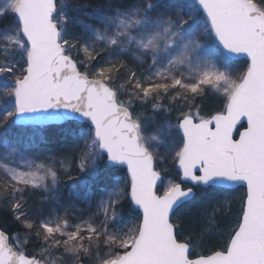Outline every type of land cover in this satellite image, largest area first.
<instances>
[{"label":"snow or ice","instance_id":"obj_1","mask_svg":"<svg viewBox=\"0 0 264 264\" xmlns=\"http://www.w3.org/2000/svg\"><path fill=\"white\" fill-rule=\"evenodd\" d=\"M9 17L0 23V78L12 77L0 88L8 98L0 125L79 120L71 149L78 171L96 177L106 156V167L126 165L127 173L123 187L118 179L95 191L65 173V199L56 168L67 169L63 160L0 136V201L24 230L15 244L0 231V264H264V0H101L89 8L0 0V21ZM69 24L79 37L68 38ZM233 55L246 58L239 75L227 63ZM209 93L222 107L201 115L196 100ZM149 102L155 114L178 112L177 122L157 123L133 107ZM168 158L178 179L161 193L165 169L157 165ZM226 184L246 189L235 226L197 253V241L218 231L216 215L232 211ZM194 188L211 191L212 214L196 239L181 238L171 217L196 198ZM125 196L142 212L126 230L113 227ZM33 238L38 252L30 255Z\"/></svg>","mask_w":264,"mask_h":264},{"label":"trees","instance_id":"obj_2","mask_svg":"<svg viewBox=\"0 0 264 264\" xmlns=\"http://www.w3.org/2000/svg\"><path fill=\"white\" fill-rule=\"evenodd\" d=\"M71 3L79 4V5H86V4H98L101 3V0H71ZM8 21V20H7ZM1 23H4L3 21ZM228 61V60H227ZM126 63L131 66L132 64L125 60ZM231 62V61H228ZM244 63L243 71L246 68V63L244 61H240ZM123 83V81H120ZM121 96V94H120ZM121 99L122 96H121ZM163 101V103H165ZM221 102H209L208 104L212 105H205L206 107L201 108L202 115H209L214 114L218 110L213 109H219ZM151 108V113L154 114L156 117H158L161 121L164 119L170 120H176L177 121V115H175L174 112L169 113H163L160 112L159 114H155L154 111ZM79 123H76L74 121H68L62 125H51L44 127L43 131V139L45 142H48L51 147H57L59 146L61 140H64L65 142L69 139L66 137L67 131L69 133H74L77 130V125ZM106 160L103 157L101 160L97 162V176L96 177H89L87 175V178L85 179L86 183H88L93 191H95L97 188L103 190L104 185L106 183H109V190L111 186H114L116 180H121L123 183L122 186H124V180L126 179V172L122 168H115V167H106ZM158 192H161L160 189H158ZM196 192L198 195L194 200H191L189 203L185 205V207H189L187 211L184 212H178L172 217V222L179 225L177 228L178 233H182L183 235L181 238L187 237L189 235H192L194 239H196L201 229L206 224V217L208 215L212 214V209L214 202L208 203L210 196L212 195L211 191H204L203 189H196ZM243 189H235V190H229L226 195L231 196L232 204L231 208L232 211L227 214H217L216 215V224L218 225V231L212 233L210 236L206 235L202 239V244L200 241H197V246L195 248L196 252L198 253H205L210 252L213 250L218 243H222L225 236L221 235V233H226L229 231L232 227L235 226V221L237 219V212L236 210L240 207V197L243 194ZM4 206V204H3ZM118 210L120 212V223H128L131 220H134L135 223L138 222L139 214L137 211H135L128 199V196H125L124 199L121 200L120 205L118 206ZM178 214V215H177ZM0 228L3 232H5L9 236V242L13 243V238L20 232V224L15 220L13 214L7 210V208L0 206ZM36 247H31L30 244L25 246V251L32 255L36 254L37 251H34ZM36 252V253H35Z\"/></svg>","mask_w":264,"mask_h":264},{"label":"rangeland","instance_id":"obj_3","mask_svg":"<svg viewBox=\"0 0 264 264\" xmlns=\"http://www.w3.org/2000/svg\"><path fill=\"white\" fill-rule=\"evenodd\" d=\"M95 5L96 4H94V5H92V4H89V5L86 4L85 5L84 4L83 6H85V8H89V7L95 6ZM71 15L76 16L77 13H72ZM8 19L9 18H6L3 22L7 23ZM80 19H84L86 23H94V21L87 20L82 15L80 16ZM1 22L2 21H0V23ZM80 35H81V29L78 26L74 25V24H69V26H68V38L71 39V38H74V37H79ZM201 42L203 44H205L206 46H210V44H211V41H209V40H202ZM209 50L212 51L211 48H209ZM123 59L128 61V62H130L132 64L131 65L132 67H136L137 71L139 73V67H138V65L133 63V58L132 57L125 56V57H123ZM228 61H230V60H228ZM228 61H227V63L229 64L230 69H231V71L233 72L234 75H239L241 72H243V66H244L243 62H240V61L228 62ZM5 83L10 85L12 83V77L9 76L6 81L3 78H0V88H3ZM121 96H122V98L124 100L127 99V95L123 91L121 92ZM217 97H218L217 95L209 93L207 98H204V99L197 98L196 104L200 106V114L201 115H202L201 108L206 107L205 105H207V103H209L211 101V99H213V98L217 99ZM6 99H8V98L5 97L3 99H0V111H2L3 108L5 107L4 100H6ZM165 104H167V101L165 102ZM150 106H151V102H149L148 104L143 105V106H141V105H139V103H137L133 107L136 109V111H144L147 116L154 117L153 114L151 113ZM193 110H195V109H193ZM172 112H174L175 115L178 116V112H176V111H172ZM156 122L159 123V122H162V121L161 120L160 121L156 120ZM169 122L175 124L177 121L173 119V120H170ZM154 126L155 125H152V127H154ZM43 128L44 127H30V126L17 127L14 124L13 121H9L7 124L0 125V136L6 137L9 140L17 142L16 146L20 147L21 149L28 148L29 150H31V151H33V152H35L37 154H43L45 156L53 155V156L57 157L58 161L59 160H63L64 163H66L68 165L67 169L60 168L59 162H57L56 168L58 170V174H60V181H61L60 191L63 193L64 198L67 199V197H68V188L64 186L65 182L67 181V176L65 175V173L71 174L73 177L83 178L84 180L87 178V173H80L78 171V168H77L78 159L76 158V155L71 152V149H72L73 145L76 144V143H79V141L76 138V132L69 133V131H67V133H65V134H66V137H68L69 139L66 142L64 140H61L59 146H57V147H51L49 145V143L45 142V140L43 139V136H44V134H43L44 129ZM173 131L175 132L176 130L174 129ZM177 139H179V137H177ZM48 162L51 163L52 161L49 159ZM157 168H158V170L165 169V171L162 172L163 184L160 183V185H159V189L162 192L163 188H164V186H166L167 182L169 180H177L178 176H177L176 168L174 166V161L171 158H168L162 164H158ZM122 183L123 182L120 180L121 187H123ZM39 198H40V193L37 192L35 195L29 197V203L32 204L34 202H38ZM98 198L99 197L97 196L96 199L98 200ZM3 204H4V207L7 208V210H9L11 212L7 202L6 201H0V206L1 205L3 206ZM78 207L84 208V207H86V205L78 204ZM188 208L189 207H185L184 206L180 210H178L176 213L187 211ZM92 209H93V211H95V202H93V204H92ZM117 211H118L119 215H118V218H117V222L114 223V225H113L114 228L118 227V228H123V229L126 230L127 227H131L135 223L134 220H131L128 223L126 222V223L119 224L120 223V212H119L118 209H117ZM79 215H81V213H76L71 218V222L72 223L78 222L75 217L79 216ZM82 215H83L84 219H87L89 213L88 212H84ZM102 218L103 217L101 216L100 219H102ZM23 232H24V230H23L22 226L20 225V232L18 234L21 236V239H23ZM16 236H14V238H13V244H15V242H16L15 241V237ZM29 244L31 245V247H35V238H33L29 242ZM34 251L38 252V249L36 248ZM103 251H106V249H104L102 247L101 248V252H103ZM88 261H89V258L85 257L84 258V264H88Z\"/></svg>","mask_w":264,"mask_h":264},{"label":"water","instance_id":"obj_4","mask_svg":"<svg viewBox=\"0 0 264 264\" xmlns=\"http://www.w3.org/2000/svg\"><path fill=\"white\" fill-rule=\"evenodd\" d=\"M228 58L231 59V60H246V58L243 57V56H235V55L230 56V57H228ZM67 121H73V120H65V121L48 120V121H44L43 123H32V122H30V123H17V122H14V124H15L16 126L46 127V126H50V125H61V124H63V123H66ZM74 122L81 123V121H79V120H74ZM244 127H246V121H242V122H241V125H238V130H239V131H243V128H244ZM235 138L238 139V135L235 136ZM105 159H106V163H107V158H106V156H105ZM109 166H111V167H116V168H123V169H125V171H126V173H127L126 165H114V166H113V165H109ZM176 170H177V172H179V169H178L177 167H176ZM198 174H199V173H198ZM159 183H160V182L157 183V187H158ZM185 184L188 185V186H192L191 182H185ZM225 187H226L227 189L243 188V187H240V186H237V185H227V184L225 185ZM243 189H244V191L246 190L245 188H243ZM128 199H129V201H130V203H131L133 209L136 210V211L139 213L140 217H142V212H141V210H139V209L137 208V206H135L134 203L131 202V200H130L129 197H128ZM0 231H2V230L0 229ZM5 234H6V233H5ZM6 235H7V234H6ZM7 236H8V235H7Z\"/></svg>","mask_w":264,"mask_h":264},{"label":"bare ground","instance_id":"obj_5","mask_svg":"<svg viewBox=\"0 0 264 264\" xmlns=\"http://www.w3.org/2000/svg\"><path fill=\"white\" fill-rule=\"evenodd\" d=\"M9 19H10V17H9ZM242 61H244L245 63H246V65H247V62H246V60H242ZM221 102V98L220 97H217V99H211V101H210V103L211 102ZM209 105H212V104H209ZM222 107V104H220V107H219V109L217 108V109H213V110H220V108ZM153 116H154V118L157 120V121H160V119L158 118V117H156L154 114H153ZM2 207H4V206H2ZM5 208V207H4Z\"/></svg>","mask_w":264,"mask_h":264}]
</instances>
